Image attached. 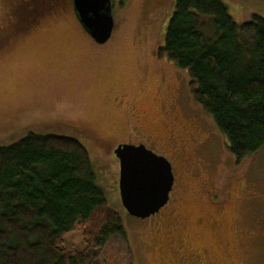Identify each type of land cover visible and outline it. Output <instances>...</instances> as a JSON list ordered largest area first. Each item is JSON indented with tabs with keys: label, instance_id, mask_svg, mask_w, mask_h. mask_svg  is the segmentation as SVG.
Here are the masks:
<instances>
[{
	"label": "rangeland",
	"instance_id": "374dc122",
	"mask_svg": "<svg viewBox=\"0 0 264 264\" xmlns=\"http://www.w3.org/2000/svg\"><path fill=\"white\" fill-rule=\"evenodd\" d=\"M11 2L0 0V31L10 24ZM221 2L239 25L253 15L264 19V0ZM111 3L114 29L104 44L81 30L68 5L13 37L0 54V147L30 133L72 137L84 145L97 184L122 221L134 264H203V251L218 264H264V148L237 164L211 117L193 100L187 73L157 57L175 0ZM65 116L89 130V137H75L54 123ZM131 132L165 158L174 175L169 204L146 220L122 208L118 160L94 142H131ZM210 215L222 225L217 232L196 225ZM63 243L82 249L80 231ZM124 248L119 237L112 238L96 264H109L104 258L119 264Z\"/></svg>",
	"mask_w": 264,
	"mask_h": 264
},
{
	"label": "trees",
	"instance_id": "16d2710c",
	"mask_svg": "<svg viewBox=\"0 0 264 264\" xmlns=\"http://www.w3.org/2000/svg\"><path fill=\"white\" fill-rule=\"evenodd\" d=\"M173 11L156 55L187 73L193 100L239 164L264 148V19L239 25L221 0H175ZM75 230L83 247L67 249ZM116 236L125 247L119 264H134L78 140L30 133L0 147V264H96Z\"/></svg>",
	"mask_w": 264,
	"mask_h": 264
},
{
	"label": "water",
	"instance_id": "95a60500",
	"mask_svg": "<svg viewBox=\"0 0 264 264\" xmlns=\"http://www.w3.org/2000/svg\"><path fill=\"white\" fill-rule=\"evenodd\" d=\"M75 16L97 44L114 29L111 0H72ZM119 165V197L132 218L146 220L165 207L174 184L171 164L144 145H121L113 152Z\"/></svg>",
	"mask_w": 264,
	"mask_h": 264
},
{
	"label": "flooded vegetation",
	"instance_id": "af4514ba",
	"mask_svg": "<svg viewBox=\"0 0 264 264\" xmlns=\"http://www.w3.org/2000/svg\"><path fill=\"white\" fill-rule=\"evenodd\" d=\"M29 5L31 6L30 8H28ZM67 5L69 6V11H70V13H72V16H74L75 21L77 22L78 26H80L81 30L82 31L84 30V32L87 34L85 29L80 25V23L77 19V16H75L73 5H72V0H18L15 4H13V8H14L13 12L11 14L8 13V15H10V16L7 19H8V22L10 24L7 25L6 27H3V30L0 31V54L3 51L8 50V48L10 47V45L13 42L14 36H16L18 34L25 35L31 29H36L40 25V23H41L40 21L42 20V18L47 17L48 19H50L51 18V17H49V16H51L50 13H53V12L56 13L55 9L61 10L62 7L64 8V6H67ZM42 8H45V9L42 10ZM44 11L46 13H43ZM14 12L17 13L18 23H17V25L13 26L12 25L13 19L11 17H12V15L14 16ZM19 14H22V17L19 16ZM88 37H89V35H88ZM53 120H54V123L57 122V124H60L65 130L68 131V133H70L71 135H74L75 137L88 138L90 135L89 130H86L79 123H77L73 118H69V117L65 116L64 118L59 117V118H55ZM34 123H35V121H33L30 124H34ZM132 135H133V133L131 132V134H129L127 136V138L131 139V142H128L126 140V141H120V142L112 141L111 143H109L107 140L105 141L102 139H100L98 141L94 140V142L98 145V148L99 147L101 149L107 148L111 152V154H113L114 150L121 145H130V146L131 145H134V146L144 145V143H143L144 139L141 140L140 138H133ZM134 135H136V132L134 133ZM114 156H115V154H114ZM168 202H169V200H168ZM168 202L166 203L165 207H167V205L169 204ZM218 205H220V204H218ZM173 212H174L173 208H171L169 210V212H167L165 217L167 218V215L172 216ZM196 225L199 227L202 226L204 228H208L214 232H217L222 227L221 223L214 216H211V215L209 217H207L206 219H203V218L198 219L196 222ZM177 227H178L177 229H181L182 231L187 232L188 226L181 225L179 227V223H178ZM201 254L205 259L207 258V262L205 260L203 264H218L217 262L213 261V259L211 260V258L208 257V254L206 251L201 252ZM190 256H193L194 258L198 257L197 255H194L193 253Z\"/></svg>",
	"mask_w": 264,
	"mask_h": 264
}]
</instances>
